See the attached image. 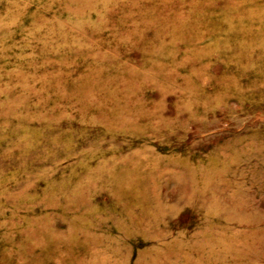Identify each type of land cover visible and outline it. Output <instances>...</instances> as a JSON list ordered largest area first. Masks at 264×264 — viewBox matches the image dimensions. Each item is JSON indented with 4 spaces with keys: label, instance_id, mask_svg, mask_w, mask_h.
I'll return each instance as SVG.
<instances>
[{
    "label": "rangeland",
    "instance_id": "rangeland-1",
    "mask_svg": "<svg viewBox=\"0 0 264 264\" xmlns=\"http://www.w3.org/2000/svg\"><path fill=\"white\" fill-rule=\"evenodd\" d=\"M0 264H264V0H0Z\"/></svg>",
    "mask_w": 264,
    "mask_h": 264
}]
</instances>
